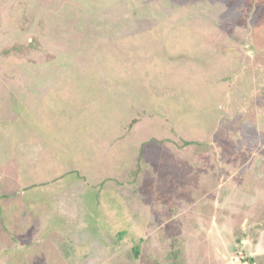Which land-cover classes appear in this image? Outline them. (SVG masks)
Returning <instances> with one entry per match:
<instances>
[{"label": "rangeland", "instance_id": "obj_1", "mask_svg": "<svg viewBox=\"0 0 264 264\" xmlns=\"http://www.w3.org/2000/svg\"><path fill=\"white\" fill-rule=\"evenodd\" d=\"M236 257L264 264V0H0V264Z\"/></svg>", "mask_w": 264, "mask_h": 264}, {"label": "built area", "instance_id": "obj_2", "mask_svg": "<svg viewBox=\"0 0 264 264\" xmlns=\"http://www.w3.org/2000/svg\"><path fill=\"white\" fill-rule=\"evenodd\" d=\"M234 263H235V264H240V263H239V258L236 257V258L234 259Z\"/></svg>", "mask_w": 264, "mask_h": 264}, {"label": "trees", "instance_id": "obj_3", "mask_svg": "<svg viewBox=\"0 0 264 264\" xmlns=\"http://www.w3.org/2000/svg\"><path fill=\"white\" fill-rule=\"evenodd\" d=\"M140 16H141V14H139V16L136 17V19L139 18ZM147 22H148V21H147ZM142 28H143V27H141V29H142ZM189 144H190V143H187V144H185V145H189Z\"/></svg>", "mask_w": 264, "mask_h": 264}]
</instances>
